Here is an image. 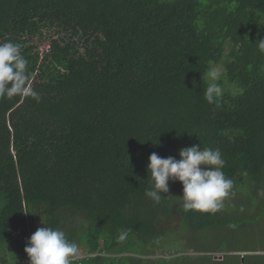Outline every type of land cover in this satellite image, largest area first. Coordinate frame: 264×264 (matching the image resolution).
<instances>
[{
    "label": "trees",
    "instance_id": "1",
    "mask_svg": "<svg viewBox=\"0 0 264 264\" xmlns=\"http://www.w3.org/2000/svg\"><path fill=\"white\" fill-rule=\"evenodd\" d=\"M262 38L264 0H0V42L20 47L40 96L0 99V264H29L44 226L86 254L72 264H264ZM198 143L233 181L222 208L185 211L174 181L145 197L149 155ZM249 229L257 246L224 245ZM173 238L196 254L148 256Z\"/></svg>",
    "mask_w": 264,
    "mask_h": 264
},
{
    "label": "clouds",
    "instance_id": "2",
    "mask_svg": "<svg viewBox=\"0 0 264 264\" xmlns=\"http://www.w3.org/2000/svg\"><path fill=\"white\" fill-rule=\"evenodd\" d=\"M255 43L264 52V38ZM27 66L28 61L17 44L0 42V99L23 95L39 102V93L29 84ZM221 75V71L214 66L206 72L204 99L217 107L223 95L219 83ZM178 156L179 159L161 157L156 152L149 155L146 170L150 176L144 196L159 204L164 197L162 194L169 193V181H174L181 185L182 194L177 198L185 211L214 213L220 210L233 188L232 179L223 172L225 161L220 149L202 148L198 143L180 148ZM128 234V229L121 230L117 241L124 242ZM23 251L29 264H72V258L79 255V246L70 241L64 231L44 226L38 227L28 237ZM83 257L87 256L80 258Z\"/></svg>",
    "mask_w": 264,
    "mask_h": 264
},
{
    "label": "rangeland",
    "instance_id": "3",
    "mask_svg": "<svg viewBox=\"0 0 264 264\" xmlns=\"http://www.w3.org/2000/svg\"><path fill=\"white\" fill-rule=\"evenodd\" d=\"M46 41L47 40L44 39L42 42H40V41L38 42L39 43L38 47H39L40 51H43L44 49L47 48ZM219 69H220V67H219ZM251 230L252 229L248 230L249 236L236 237V238H234L232 240H228V242L225 243L224 245L229 246V247H232V245H234V246L239 247V248H241L242 246L246 247V246H249V245L257 246V244L259 243V240H251L252 238L257 239L255 236H253V234H251V233H253V232H251ZM174 238L172 239L171 242L161 245L162 246L161 250L156 249V251L154 253L149 254L148 256L149 257H157V256H160V255L170 256V255H175V254H179V253L181 254L183 252H187L189 254H196L193 251H191V249H189L187 246H186V248H184L185 247V241H184L183 238L181 240H179V241L178 240L176 241V239H174ZM193 238L194 237H192V239H191V243L192 244L196 245L197 247L198 246H202V245L205 246L206 242L204 241L203 237H199L197 240L193 239ZM210 244L211 245L215 244L213 238H211ZM126 253H127V251H123L122 252V254H126ZM230 253H233V254H238L239 253V254L243 255L246 252H244V251H241V252L235 251V252H230ZM254 253H259V251H256ZM223 254H224V252L223 253H221V252L214 253L213 254L215 256L214 259L220 258L219 256H221ZM82 256H84V254H79L76 257H73L72 260L78 261V258H80ZM85 256H86V254H85Z\"/></svg>",
    "mask_w": 264,
    "mask_h": 264
}]
</instances>
